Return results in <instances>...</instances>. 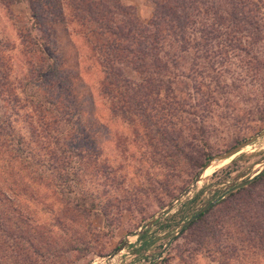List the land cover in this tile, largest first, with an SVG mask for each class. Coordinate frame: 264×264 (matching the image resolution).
<instances>
[{"label":"rangeland","instance_id":"1","mask_svg":"<svg viewBox=\"0 0 264 264\" xmlns=\"http://www.w3.org/2000/svg\"><path fill=\"white\" fill-rule=\"evenodd\" d=\"M90 1L94 0L79 3L85 7ZM102 1L111 7L116 3L132 7L143 24L153 19V0ZM252 1L244 13H222L223 7L221 11L218 9V13L233 15L228 27L215 29L210 26L212 15L197 13L200 20L196 18L193 36L188 37L191 44L199 43L194 49L183 52L188 42L177 41V44L172 28L168 27L162 34L166 42L157 57L166 63L162 72L170 71L175 83L171 91L163 90L159 97L156 93L154 97L151 95L154 107L162 111L147 109L148 118L143 121L138 114L129 120L114 113L110 98L102 94L103 74L97 60L91 57L86 40L89 25L77 22L72 0L20 1L8 5L0 1V82L5 80L12 87L0 95V118L9 117L6 125L14 134L27 135V141L34 138L28 151L35 155L46 154L60 145L57 144L60 141L69 140L71 145L68 134L80 135L77 141L80 139L89 150L86 159L91 157L92 161L79 162L73 158L70 170L79 172L81 181L71 186L73 191L65 189L66 195L85 194L88 203L91 200L95 204L87 222L58 224L56 213L62 204L57 203L51 191L37 187L31 172L38 167L28 161L30 173L23 171L22 176H27V180L19 189L15 193L6 186L1 189L0 198L5 201L0 209L12 217L26 215L33 223L15 219L0 225V264H62L63 261L102 264L126 241L130 246L121 259L114 260L115 264H136L143 255L158 256L160 252L162 256L157 264H264L261 244L264 235L260 233V230L264 233V227L258 220V216L260 219L264 216L262 185L254 190L262 196L258 197L259 203L248 209L245 221L237 217L225 222L224 205L212 211L206 224L218 231L216 238L210 236L213 230H205L201 223L185 232L179 228L198 208L221 197L228 184L263 159L264 136L233 160L219 162L186 201L144 235L138 234L189 188L203 169L195 173L179 163L180 159L175 160L163 149L159 151L158 127L165 117H171L174 130L171 135L189 145L186 153L194 156H197L195 151H200L205 153L204 157L210 153L214 158L264 132V0ZM216 6H220L217 0ZM199 28L207 33L201 35ZM128 30L129 27L125 29ZM33 40L41 43L43 52L37 51ZM178 53L180 64L173 67ZM50 58L57 59L59 70L55 76L49 73L46 79H66L52 92L69 98L66 97L69 114L55 123L57 116L31 103L40 96H33L36 89L28 84L35 83V70L48 66ZM124 69L129 79L143 81L144 77L127 67ZM17 96L21 106L17 105ZM39 125H44L47 132L37 137ZM3 160L0 156V171ZM260 169L251 171L248 178ZM57 186H52L54 191L61 190ZM37 191H40L38 196ZM246 192L242 193L244 197ZM184 215L188 217L185 221ZM178 221L173 230L159 229L162 224ZM71 238L82 249L70 248ZM150 241L148 246L144 244Z\"/></svg>","mask_w":264,"mask_h":264},{"label":"trees","instance_id":"2","mask_svg":"<svg viewBox=\"0 0 264 264\" xmlns=\"http://www.w3.org/2000/svg\"><path fill=\"white\" fill-rule=\"evenodd\" d=\"M0 1L8 5L14 4V2H32L34 0ZM79 1L82 3H84V1L86 2V0H72L74 3L72 9L77 11L75 18L77 22L82 25H89L86 40L89 42L91 57L97 60V64L101 68L103 74V81L101 84L103 88L102 94L110 98L114 113L121 114L125 119L129 120H131L134 115L138 114V117L141 118L142 121L146 117L147 109L150 111H162L154 107L153 104H155V100L151 99V95L154 97V93H156L159 97L164 93L163 90L166 92L171 91V85L175 83V76L169 75L170 71L168 73H166L167 70L162 72L166 63L162 62L157 57V55L160 54L158 52L159 49L163 47V42H166V38L162 34L168 30V27L172 28L177 44V41L186 43L188 42V37L193 36L196 22L200 20L196 15L197 13H209L212 15L213 23L210 26L215 29L228 27L231 26L228 20H230L233 15L218 13V9L221 11L223 7L222 13H244V10L248 8L246 6L254 3L252 0H217L220 2V6H216V0H153L155 5L153 19L148 24H143L140 22L135 9L132 7L117 3L114 7H111L102 0L99 2L98 0L90 1L86 3L84 7ZM213 6L216 7V9H214ZM84 13L88 15L85 16ZM120 17L124 19L122 20ZM128 27L129 30L126 32L125 29ZM200 29L202 28H199V30ZM204 31L207 30L205 29ZM204 31L200 30L201 35L207 33H203ZM25 37L26 35L24 38ZM33 44L38 48L37 51L39 53L44 51L41 43L33 40ZM197 45H199V43L191 44L188 42L185 44L183 52L188 48L194 49V46ZM179 55L180 53L177 54V58L174 56V63H172L173 67L180 64ZM56 60V58H50L48 60V66L38 67L35 70V83L32 84L28 82L30 87L32 86L36 89L37 94L33 96H40L39 100L31 101V103L33 102L36 104L37 108L41 109V111L45 108L49 114L57 116L58 119L55 120L54 123L60 119L65 120V116L69 114V110L66 107L68 102L66 100L67 96L64 97V99L63 94L56 95V92H52L53 89L55 91L56 88H59L66 79H57L56 81L54 79H46V76H55L58 72L59 63H57ZM124 67L136 72L140 77H144L143 81L135 82L129 79L126 76ZM47 80H49L48 83H46ZM9 89H12L9 82L5 80L0 82V95ZM47 89H49V93ZM42 90L46 92L45 95H40L41 93H39V91ZM16 102H18V106H21L18 96ZM69 103L70 106L73 105L71 104L72 102L69 101ZM167 105L171 106L168 102ZM42 118L46 119L45 116ZM8 120L9 117L0 118V156L4 159L3 166L5 167L4 169V167L2 168L1 166L0 191L6 186L9 191L15 193L19 189V186L22 185V182L27 180V176H22V173L30 168L28 161L35 162L38 168L34 172H31L33 181L39 189L51 191L52 195L57 198V203L59 202L62 204L58 212L56 211V222L58 224L67 223L68 221V224L76 225L91 217L93 210H95V204L91 200V203H88L89 197L85 194L69 197L66 195L65 190L73 191L71 186L73 187L81 181L79 172L70 170L73 160L77 159L79 162L92 161L91 157L86 159V157H89L87 156L89 155V150L82 146L80 139L77 141L80 135L68 134L67 137L70 139L71 145L68 143L69 140L60 141L57 143H61L60 145H56L46 154L35 155L28 151V146L32 145L34 138L27 141V135L21 133V135L14 134L10 126L6 125ZM44 127V125H41L40 130L36 131L37 137L46 134L47 129ZM154 128L156 130V127ZM172 132H174V130L171 117L167 116L163 119V122H161L160 127H158V134H160L161 141L159 144V151L163 149L167 154L172 155L175 160L180 159L181 161H179V163L192 168V171L195 173H197V170L204 168L213 158L210 153L206 154L204 157L205 153L201 154L200 151H195L194 154L197 156L186 153V148L188 149L189 145H185L184 141H179L177 138L173 137L171 135ZM32 134L34 135L35 131H33ZM202 155L203 159L200 160V156ZM36 174H38V176ZM56 185H58L57 187L61 188V190L54 191L52 186L56 187ZM259 185H262V187L264 186V173L255 177L247 186L228 193L224 199L211 207L205 214H202L190 227L185 229V231L195 224L201 223L205 230L206 228L213 230L209 232L210 236L216 238L218 231H216L215 227L206 224V221L210 217L212 211L221 205H224L222 216L225 218V222H230V220L237 217H242L245 221L247 217L246 213L250 211L254 203H259L258 197L262 196L261 194L254 193V190ZM245 192L246 195L244 197L242 193ZM39 193L40 191H37V196ZM168 196L172 197L170 193ZM261 199H263V197ZM4 201L5 200L1 201L0 198V206ZM260 205H262V202H260ZM223 217L221 218L223 219ZM258 218L259 223L264 227L263 214L262 219H260L261 216H258ZM15 219L24 221L25 223L32 222L26 215L19 214L18 216L12 217V215L0 209V225ZM187 219L188 217L184 215L183 221ZM178 223L180 222L178 221L175 224H162L159 226V229L170 230L172 228L173 230ZM250 224L251 223H249V226ZM40 226L44 228L42 225ZM49 226H51V224ZM252 228L254 229L253 226ZM260 233L264 235L262 230H260ZM168 236L169 235H166V238ZM20 238L25 240L22 236ZM79 240H82V238ZM163 241L165 240L161 242ZM245 242H247V240H245ZM150 243H152V241L144 244L148 246ZM30 244L33 246V242H30ZM68 244L70 248L73 247V250L77 251L82 249L78 243H73V238L70 239ZM261 244L264 246L263 241H261ZM159 254L158 256L150 255V253L148 254L152 258L151 264L160 262L158 257H161L162 253L160 252ZM62 264H66L65 261H63Z\"/></svg>","mask_w":264,"mask_h":264},{"label":"water","instance_id":"3","mask_svg":"<svg viewBox=\"0 0 264 264\" xmlns=\"http://www.w3.org/2000/svg\"><path fill=\"white\" fill-rule=\"evenodd\" d=\"M263 136H264V132H262V133L256 135L255 137L245 141L244 143H242L241 145L237 146L236 148H234L233 150H231L227 153L215 156L200 171V173L198 174V176L196 177V179L194 180L192 185L189 188H187L179 197L174 199V201L171 204H169L165 210L161 211L151 222H149L146 225V227L143 230L139 231L138 234L144 235L146 233V230L150 229V227L155 225V223H158V222L164 220V218L167 217L179 204L186 201L189 198V196L197 189L199 183L205 177H207L209 175V173L214 168H216V166L219 162L233 160L238 155L243 153L244 150L248 146L252 145L253 143H255L258 139H260ZM258 167H261L260 171H258V173L254 177L248 178V176L251 174V171L256 170ZM263 173H264V157L261 161H259L257 163V165H254L248 171L244 172L242 175H240L238 178H236L231 184H228L225 192L223 193V195L221 197H219V198L215 199L214 201L202 206L201 208H198L194 212V214L190 217V219H188L186 222H184L182 225H180V227H179L181 229L180 231H184L185 229H187L202 214H205L211 207H213L214 205L219 203L225 197L226 194L247 186L248 184H250L254 180L255 177H257ZM178 233H179V231H178ZM129 246H130L129 241H126L121 247H119L107 259H105L102 264H105V263L115 264L117 262V260H119V258L121 259V257L125 253L126 248H128ZM116 256H118V258H117L116 262H114L113 260Z\"/></svg>","mask_w":264,"mask_h":264},{"label":"built area","instance_id":"4","mask_svg":"<svg viewBox=\"0 0 264 264\" xmlns=\"http://www.w3.org/2000/svg\"><path fill=\"white\" fill-rule=\"evenodd\" d=\"M152 258L146 254L145 256L138 259V262L136 264H151Z\"/></svg>","mask_w":264,"mask_h":264},{"label":"bare ground","instance_id":"5","mask_svg":"<svg viewBox=\"0 0 264 264\" xmlns=\"http://www.w3.org/2000/svg\"><path fill=\"white\" fill-rule=\"evenodd\" d=\"M119 255H120V254H119ZM117 258H118V256H116V257L114 258V260H116ZM114 260H113V261H114Z\"/></svg>","mask_w":264,"mask_h":264},{"label":"flooded vegetation","instance_id":"6","mask_svg":"<svg viewBox=\"0 0 264 264\" xmlns=\"http://www.w3.org/2000/svg\"><path fill=\"white\" fill-rule=\"evenodd\" d=\"M224 198H225V197H224ZM224 198H223V199H224Z\"/></svg>","mask_w":264,"mask_h":264}]
</instances>
